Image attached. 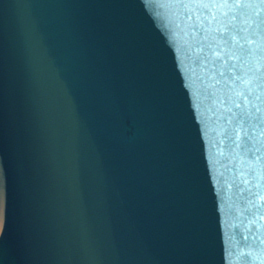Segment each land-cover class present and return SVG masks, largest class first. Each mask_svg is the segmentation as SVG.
Returning <instances> with one entry per match:
<instances>
[{"label": "water", "instance_id": "1", "mask_svg": "<svg viewBox=\"0 0 264 264\" xmlns=\"http://www.w3.org/2000/svg\"><path fill=\"white\" fill-rule=\"evenodd\" d=\"M0 264H264V0H0Z\"/></svg>", "mask_w": 264, "mask_h": 264}]
</instances>
